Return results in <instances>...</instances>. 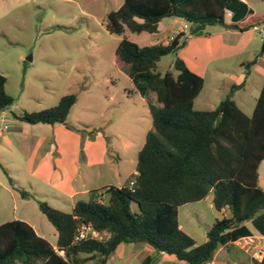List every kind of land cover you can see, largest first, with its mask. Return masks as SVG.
<instances>
[{
  "label": "trees",
  "instance_id": "16d2710c",
  "mask_svg": "<svg viewBox=\"0 0 264 264\" xmlns=\"http://www.w3.org/2000/svg\"><path fill=\"white\" fill-rule=\"evenodd\" d=\"M226 10L242 31L264 23L238 0H125L108 15L106 27L117 36L126 31L155 34L164 19L178 18L192 26V36H202L207 27L226 23ZM185 46L184 32L167 45L140 47L127 38L120 42L115 67L126 68L135 83L144 84L142 95L151 94L156 103L151 106L152 129L138 154L137 174L131 178L135 185L93 191L88 201L78 202L69 213L39 202L40 212L58 233L56 248L28 223L7 222L0 225V264H106L119 245L149 242L180 262L207 264L220 246L252 235L243 226L246 222L252 221L264 236V191L259 187L264 85L251 116L231 96L213 111L195 110L205 80L179 57ZM168 55L176 57L174 71L162 74L158 64ZM6 85L7 78L0 75V116L15 102ZM76 101L75 95H67L53 108L12 112V117L26 125H67ZM9 184L23 199L33 197L11 178ZM210 194L216 213L228 209L231 216L216 219L206 243L198 246L180 229L178 210ZM82 224L110 237L77 243ZM151 262L149 258L142 264ZM254 264H264V258Z\"/></svg>",
  "mask_w": 264,
  "mask_h": 264
},
{
  "label": "rangeland",
  "instance_id": "374dc122",
  "mask_svg": "<svg viewBox=\"0 0 264 264\" xmlns=\"http://www.w3.org/2000/svg\"><path fill=\"white\" fill-rule=\"evenodd\" d=\"M124 1L0 0V75L7 78V93L15 101L6 114L0 116L1 131L5 129L1 120L11 119L12 112H40L57 106L64 96L75 95L77 101L67 124L91 135L92 139L98 134L104 135L109 148L108 161L114 165L120 163L125 176L136 168L138 154L152 129V114L141 101L144 84L135 83L126 68L117 69L114 57L124 38L144 47L157 44L164 34L126 31L125 36H117L109 33L107 17ZM175 20L177 18L167 19L168 28L183 29L182 21ZM175 58V55L163 58L158 71L162 74L174 71ZM212 69L209 68L211 72ZM228 69L230 74L234 73L232 66ZM225 82L227 80L211 82L207 78L201 96L202 100L207 98L204 103L223 99ZM238 87H231L228 96L249 116L259 97L257 89L237 90ZM18 155L9 153L7 144L0 140V225L28 219L48 241L55 243L56 230L40 212L39 202L59 210L58 203L46 194L34 193L33 197L23 199L9 184L11 178L15 186L31 194L27 167ZM260 174L264 187V165ZM213 197L210 194L202 203V217L193 212L181 216L184 232L198 246L206 243L209 227L218 215L210 209ZM254 239L253 247L260 243V239ZM248 254L253 258L252 251ZM243 264L251 263L245 260Z\"/></svg>",
  "mask_w": 264,
  "mask_h": 264
},
{
  "label": "crops",
  "instance_id": "0c3cea01",
  "mask_svg": "<svg viewBox=\"0 0 264 264\" xmlns=\"http://www.w3.org/2000/svg\"><path fill=\"white\" fill-rule=\"evenodd\" d=\"M244 4L253 14L264 18V0H244ZM226 19V23L239 26L238 23L233 22L232 18L226 16ZM177 20L182 21L184 26H182L183 29L176 31H182L186 34V46L179 52V56L185 61L188 68L205 80V86L207 78L211 82L227 80L223 90V99L218 97L219 99L215 103H204V101L207 102V98L201 99L203 89L195 101V110H215L230 94L231 87L240 86L241 89L245 90L256 88L257 97L260 95L264 85V53L261 52L264 39L256 28L248 31H242V29L235 31L221 26H211L204 30L202 36H192V26L183 19L177 18ZM166 21L167 19H164L159 24L158 32L154 34L158 35L162 32L164 34L162 39L156 41L157 44H169L167 39L176 32L168 28ZM228 66H232L233 74L229 73ZM211 67H213L212 72L209 70ZM237 69L239 70L238 73L235 71ZM247 72H249L248 75ZM220 93L218 92V94ZM140 97L141 101L147 104L148 111L151 113V106L156 105L153 96L140 94ZM255 100L256 106L257 98ZM5 114L6 111L1 115L4 116ZM1 125H4L5 129L2 131L0 140L7 144L9 153L16 152L19 154L18 156L27 167L30 177L28 183L31 186L30 195L34 196V193L46 194L47 197L58 203L61 210H66L67 213L71 212L78 202L88 201L91 192L110 187H126L132 176L137 174V166L125 176L119 167L120 163L114 165L108 161L109 148L107 138L104 135L98 134L92 139L91 135H85L73 125H26L13 117L2 119ZM125 147L130 148L131 146L125 144ZM263 165L264 161L259 167V187L264 191L260 174ZM11 188L17 192L14 187L11 186ZM209 196L205 200L179 208L180 229L184 231L181 222L182 215L186 217L193 212L196 216L202 217L204 210L202 203L207 201ZM210 209L215 210L213 199ZM230 216V211L225 209L216 216V219L229 218ZM20 221L28 223L39 236L47 240L46 236L41 234L28 219H20ZM243 226L251 232L250 237L260 239L257 247L262 242L264 244V236L257 231L252 221L244 223ZM55 236V243L47 240L54 247L58 240L57 231ZM239 240L220 246L213 255V259L207 264H243L245 260L254 264L255 260L253 261V258L237 245ZM149 258L152 260L151 264H187L159 252L149 243L121 244L111 254L106 264H142ZM88 264H94V262Z\"/></svg>",
  "mask_w": 264,
  "mask_h": 264
},
{
  "label": "built area",
  "instance_id": "2783aa9c",
  "mask_svg": "<svg viewBox=\"0 0 264 264\" xmlns=\"http://www.w3.org/2000/svg\"><path fill=\"white\" fill-rule=\"evenodd\" d=\"M238 1L244 3V0H238ZM226 16L228 18H232L233 13L230 10H226ZM256 29L260 33L261 37L264 39V24L257 26ZM180 33H181L180 31L175 32L172 39L175 36L179 35ZM1 134H2V131L0 130V136ZM134 185H135V181L131 180L129 182L130 188H132ZM109 237H110V234L108 233L106 234L99 233L91 225L82 224L78 230V234L75 237V242L79 243V242L87 241V240H94V241L101 242V241L108 239ZM254 244H255V239L253 237L241 238L237 242V245L241 247L243 250H245L247 253H250L251 251L253 252L252 257L254 258V260L262 261L264 258V244L262 242L260 246L258 247L256 246L253 248Z\"/></svg>",
  "mask_w": 264,
  "mask_h": 264
},
{
  "label": "water",
  "instance_id": "95a60500",
  "mask_svg": "<svg viewBox=\"0 0 264 264\" xmlns=\"http://www.w3.org/2000/svg\"><path fill=\"white\" fill-rule=\"evenodd\" d=\"M219 26H221V27H223L225 29L241 31V28L239 26H237V25H234V24H229V23L222 22V23L219 24ZM261 52L264 53V42H263V45H262V48H261ZM237 89H241V87H238ZM149 245H151L154 248H157V246L155 244L151 243V242H149ZM212 259H213V255L210 257V261Z\"/></svg>",
  "mask_w": 264,
  "mask_h": 264
}]
</instances>
